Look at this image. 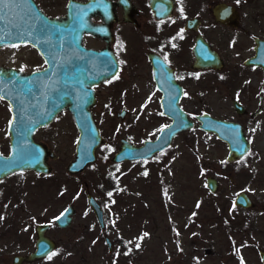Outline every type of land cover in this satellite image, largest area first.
<instances>
[{
	"label": "rangeland",
	"instance_id": "rangeland-1",
	"mask_svg": "<svg viewBox=\"0 0 264 264\" xmlns=\"http://www.w3.org/2000/svg\"><path fill=\"white\" fill-rule=\"evenodd\" d=\"M36 2L49 15L64 11L65 0ZM10 48H17L12 56ZM39 60L27 46L0 48V62L30 69ZM105 88H99L90 106L103 138L93 161L76 173L64 169L73 157L77 135L64 109L34 134L55 153L47 157L50 171L21 170L0 183V264H12L13 254L32 250L34 224L43 221L49 222L45 233L54 239V249L21 264H262L257 248H264L263 146L254 139L250 152L228 161L224 144L193 125L149 157L112 161L120 137L139 144L154 137L167 119L156 107L142 105L136 87L127 88L121 101L107 106ZM120 108L125 109L122 118L116 115ZM203 109L218 112L216 106ZM8 115L7 103L0 100V120ZM209 174L217 180L214 191L205 184ZM85 190L102 208V228ZM239 190L248 194L251 206L233 204ZM66 204L74 212L70 224L59 227L53 217ZM104 235L110 240L109 250Z\"/></svg>",
	"mask_w": 264,
	"mask_h": 264
},
{
	"label": "flooded vegetation",
	"instance_id": "flooded-vegetation-1",
	"mask_svg": "<svg viewBox=\"0 0 264 264\" xmlns=\"http://www.w3.org/2000/svg\"><path fill=\"white\" fill-rule=\"evenodd\" d=\"M108 1L104 14L98 9L89 13L92 30L82 35L86 47L109 48L118 66L113 74L91 85L95 101L101 86L109 91L107 106L121 101L127 88L136 87L135 96L142 100V105L156 107L167 122L170 118L161 113V106L176 103L192 121V126L209 133L213 132L198 127L197 115L206 112L217 119L237 123L249 147L235 159L250 152L256 142L264 150V0ZM85 38L89 44L84 43ZM21 45L33 49L41 63L30 69L11 62H0V65L23 69L22 72L41 68L42 57L28 43L2 44L0 48ZM16 50L10 48L7 52L12 56ZM24 56L28 58L29 54ZM95 71L102 70L89 72ZM68 72L59 70L56 78L70 81L66 86L73 89L71 85H77L71 82L74 78ZM0 100L7 103L5 99ZM207 106H216L217 114L203 109ZM64 109L69 113L64 107L54 117ZM9 120L10 114L0 120V145L6 146L0 149L1 154L9 151ZM45 125L33 129L35 140V132ZM73 126L76 129L74 123ZM216 138L224 144L227 154V143ZM17 171L21 170L0 175V183Z\"/></svg>",
	"mask_w": 264,
	"mask_h": 264
},
{
	"label": "water",
	"instance_id": "water-1",
	"mask_svg": "<svg viewBox=\"0 0 264 264\" xmlns=\"http://www.w3.org/2000/svg\"><path fill=\"white\" fill-rule=\"evenodd\" d=\"M108 4V0H67L65 11L61 15L46 14L34 0H8L6 7L0 5L3 7L0 16L4 17L0 20V29H4L0 45L28 43L37 50L44 63L41 68L30 72L0 65V87L3 88L0 95L7 101L10 114L9 151L6 154L0 153V175L14 170L29 169L42 173L50 171L47 157L53 158L55 153L44 142L35 140L32 131L37 126L50 122L64 107L69 111L77 129L73 157L65 164L64 169L68 173H76L95 159V148L103 138L90 110L95 101L91 85L113 74L118 66L109 48L86 47L82 43V35L92 30L88 21L89 13L98 9L104 14ZM81 15L83 27L79 19ZM59 70H69L68 75L74 78L71 82L77 86L71 85L73 89L69 88L66 85L70 81L57 79ZM90 70L102 71L92 74ZM161 113L168 116L170 121L162 125L154 137L143 138L139 144L120 137L111 160L149 157L168 145L179 130L192 126V121L176 103L161 106ZM116 114L123 117L124 109ZM196 117L198 127L213 132L227 143V160L239 157L248 149V142L237 123L217 119L206 112ZM204 179L207 189L214 191L216 179L211 175H206ZM84 195L98 226L103 227L99 203L89 190H85ZM233 203L240 207L253 204L243 190L234 195ZM262 210L264 212V206ZM73 212V206L66 204L53 217L54 223L59 227L69 225ZM48 225L47 221L34 224L33 249L25 254H13L12 264L42 258L54 249V239L45 233ZM104 242L110 249L108 237H104ZM257 253L264 264V248L258 247Z\"/></svg>",
	"mask_w": 264,
	"mask_h": 264
},
{
	"label": "snow or ice",
	"instance_id": "snow-or-ice-1",
	"mask_svg": "<svg viewBox=\"0 0 264 264\" xmlns=\"http://www.w3.org/2000/svg\"><path fill=\"white\" fill-rule=\"evenodd\" d=\"M7 2H8V0H0V5H2V6H7ZM3 11V7H0V12H2ZM4 19V17L3 16H0V20H3ZM79 19H80V21H81V27H83L84 26V22H83V15H81L80 17H79ZM3 33H4V29H0V39H3ZM9 35L11 34L10 32L8 33ZM29 35H30V33H29ZM23 69H21V71H22ZM0 83H2V82H0ZM0 92H3V88L2 87H0ZM4 97H3V95H0V99H3ZM145 235H147V233H145Z\"/></svg>",
	"mask_w": 264,
	"mask_h": 264
}]
</instances>
